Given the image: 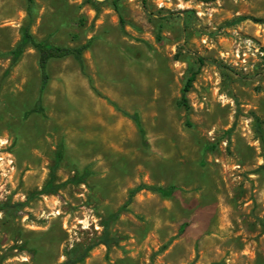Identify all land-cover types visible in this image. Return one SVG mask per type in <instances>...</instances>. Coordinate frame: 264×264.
Here are the masks:
<instances>
[{
	"label": "rangeland",
	"instance_id": "1",
	"mask_svg": "<svg viewBox=\"0 0 264 264\" xmlns=\"http://www.w3.org/2000/svg\"><path fill=\"white\" fill-rule=\"evenodd\" d=\"M28 5L0 0V264H264V0H34L37 40L90 44L44 88Z\"/></svg>",
	"mask_w": 264,
	"mask_h": 264
},
{
	"label": "trees",
	"instance_id": "2",
	"mask_svg": "<svg viewBox=\"0 0 264 264\" xmlns=\"http://www.w3.org/2000/svg\"><path fill=\"white\" fill-rule=\"evenodd\" d=\"M34 0H28V14L30 17V22L27 26L24 27L23 29V43L24 44H32L39 52V66L41 69V74H42V84L41 87L44 88L46 86V84L48 83L49 80V75H48V64L52 59H58V58H63V57H67L70 55H73L77 58H82L83 53L85 50H87L90 46L89 43H86L84 45H80V46H66V45H54V44H49L46 43L44 41L41 40H37L35 38V36L33 35L32 31H31V24L33 22V12H32V3ZM245 18H250V19H254L259 21L260 19H256L254 17H245ZM121 22H122V26H123V18H121ZM196 77V72H194L191 76L188 77L186 84L182 90V98H181V103L187 105L188 103V98H187V92L191 89V87L193 86V82L195 80ZM129 114V113H127ZM130 117L135 121V123L137 124V126L139 127V129L142 131V126H141V121H140V117L138 114H130ZM61 157V153H59L58 158ZM85 179V175H75L74 177H72L71 179H69V181L72 182H76V183H82L84 182ZM49 186V185H48ZM146 187H144L143 185H140L136 188H133L130 191L129 194V199L128 201L123 205L122 209L126 208L129 203L131 202L132 198L134 197V195L139 192L140 190L144 189ZM150 188L152 190H156L158 192H160L163 195H168L170 193H172V191L166 190L164 188H157V187H147ZM108 223H106V227H107ZM184 229V226H182V229ZM100 243H104L107 244V240L103 239L100 241ZM91 249V247H88L82 254L74 256V257H68L65 261H63L60 264H78L84 261V259L87 257L89 250Z\"/></svg>",
	"mask_w": 264,
	"mask_h": 264
}]
</instances>
